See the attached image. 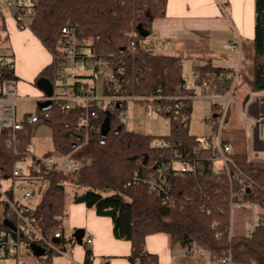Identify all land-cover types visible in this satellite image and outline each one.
<instances>
[{
    "label": "trees",
    "instance_id": "trees-1",
    "mask_svg": "<svg viewBox=\"0 0 264 264\" xmlns=\"http://www.w3.org/2000/svg\"><path fill=\"white\" fill-rule=\"evenodd\" d=\"M32 3L35 13L29 28L53 55L52 62L39 73L36 85L40 77L54 80L62 30L68 24H77V33L86 41L84 45L89 51L97 59H107L113 65L116 79L110 84L116 90L126 94H151L155 88H161L163 94L179 93L184 81L182 60L173 55L149 52L141 44L145 37L138 29L141 24L150 35L153 20L166 13L167 0H32ZM27 9L29 7L22 11ZM13 14L18 22V13L13 11ZM133 33L137 41L135 51L129 48ZM254 44L255 75L244 82L252 91H264V0H256ZM119 69H122L120 73ZM198 71L197 85L207 81L216 94H227L232 86L234 92L237 89L239 75L235 80L234 70L215 67L211 61H205ZM194 90L191 87L187 93L193 94ZM162 103L171 108L169 112H160L170 120L169 134L152 135L128 129L117 116L119 110L116 108L110 113L109 131L103 142V129L106 128L103 125L109 111L100 110L99 128L90 133L79 151L89 158V163L78 174L69 175L53 169L35 171L27 178L41 194L34 211L41 219L42 231L48 237L60 231L63 245L76 243L74 237L65 238L63 227L66 190L71 184L77 188L75 202L94 208L98 215L112 218L114 236L131 242L127 258L132 264H159V256L146 248V237L159 232L168 235L171 246L198 244L213 262L230 255L236 263L264 264V224L258 225L252 233L233 234L230 206L231 200L236 199L234 193L244 192L264 215V161H253L244 153L233 154L237 167L254 180L251 185L244 177L238 178L233 168L230 176L213 174L211 161L206 163L201 176L169 174L180 201L174 205L164 203L151 189L146 179L158 170L161 155L165 153L161 142L181 143V151H188L191 156L210 152L206 148L197 152L201 139L189 131L193 100H185L181 107L175 101ZM42 111L38 105L36 112L41 114ZM183 114L188 116L187 122H183ZM80 116L78 110L57 109L39 122L48 123L52 128L55 150L47 153L66 154L82 142L75 131ZM35 126L20 134L21 149L29 144ZM22 158L14 153L4 136L0 137V160L7 173L12 174L15 164ZM136 172L138 177L134 179ZM53 255L45 254L48 262ZM92 259L93 253L87 249L84 264H91ZM104 264L110 263L104 260Z\"/></svg>",
    "mask_w": 264,
    "mask_h": 264
},
{
    "label": "built area",
    "instance_id": "built-area-1",
    "mask_svg": "<svg viewBox=\"0 0 264 264\" xmlns=\"http://www.w3.org/2000/svg\"><path fill=\"white\" fill-rule=\"evenodd\" d=\"M7 4L12 11L18 13V27L21 29L30 27L32 16L35 13L32 0H7ZM28 7L26 12L22 11ZM77 31V24H68L62 30L54 80L51 81L53 93L51 95L43 93L34 98L37 103L49 102L50 104L48 108H43L41 114L33 112L19 117L17 103L20 96L15 75V61L9 55L0 54V137H5L6 143L13 148L14 153L23 157L21 160L28 161L25 167H21L19 166L21 160H19L11 174V172L5 171L0 160V204L3 206V214L0 218V224H2L0 227V264H26V257L33 254L32 244L39 245L45 250L44 254L36 256L40 264H47L46 253L55 255L65 252V245L61 244V232H56L53 237L46 236L40 227L41 219L34 211L35 206H30L27 203L33 198L35 189L37 190L35 185L27 181V178L31 177L35 171L53 169L62 170L69 175L78 174L89 163V158L81 155L79 149L88 141L90 133L99 128L100 110L111 113L117 108L119 110L117 116L126 120L131 117L128 108L129 102H140L147 114L169 112L170 105H165L162 101H175L181 107L187 99L206 98L213 106L217 107L214 114L207 115L206 120L210 122L218 137V145L214 146L211 143V138L205 137L201 139V147L196 149L197 152L204 148L210 149L209 154L191 156L188 151H181V143L169 141L160 143L165 153L161 155L158 170L151 172L146 180L164 203L174 205L180 202L179 196L174 193L172 182L168 178L169 174L175 173L182 177L201 176L204 174L206 163L210 161L213 162V174L218 176L228 174L230 176L231 168H233L238 178L242 176L249 180L250 185L254 183L251 176L237 167L233 158L232 146L221 139V131L227 119L229 107L236 104L233 97V86L227 94H216L207 81L197 85L196 82L200 79V73L197 71L191 75L183 76L184 81L179 86V93L176 95L163 94L161 88H155L151 94H126L122 90L120 92L110 84L112 80L116 79L113 65L107 59H97L84 45L86 41L78 35ZM134 35L135 33L132 34V37ZM155 37L157 36L155 35ZM227 45L234 46L232 42ZM129 48L131 51H135L137 48L135 39L130 40ZM79 68L85 71H76ZM121 71L122 69H119V73ZM237 77L238 73L235 72V80ZM197 86H201L200 92L195 89L193 94L187 93L191 87L196 88ZM57 109L80 112L81 116L75 131L80 135L82 142L78 146L75 144L74 149L66 154L54 152L37 156L32 153L30 144L21 149L20 134L49 118ZM181 118L183 122L188 120L186 114H183ZM254 124L259 127L258 139L264 141L263 120L259 119ZM257 161L259 160L257 159ZM217 162H221V166L217 167ZM134 176V179H137L138 172ZM17 179L24 183L17 184L15 182ZM34 180L38 182V179ZM234 195L236 199L231 200V208L236 204H254L244 192L237 191ZM261 223L264 224V215L254 213L249 232H254ZM92 241L91 237L83 240L87 249H90ZM178 247L175 250L176 253L194 256L200 246L191 243ZM216 262L219 264H244L233 262L230 255Z\"/></svg>",
    "mask_w": 264,
    "mask_h": 264
},
{
    "label": "crops",
    "instance_id": "crops-1",
    "mask_svg": "<svg viewBox=\"0 0 264 264\" xmlns=\"http://www.w3.org/2000/svg\"><path fill=\"white\" fill-rule=\"evenodd\" d=\"M255 26L256 0H226L225 3L221 0H167L166 13L153 20L151 41L144 47L154 54L180 58L184 75L197 72L205 61L237 72L239 80L235 92L237 90L239 99H235V105L240 119L247 122L246 131L252 139L254 153L250 157L226 142L232 146L233 154L244 153L253 161H264V141L256 137L254 124L264 118V91H252L244 82L255 75ZM5 27L11 44L9 56L15 61L20 100L35 101L34 98L44 93L36 85V79L41 70L52 62L53 55L29 27L21 29L12 19L5 20ZM229 42L234 46H228ZM195 89L198 92L202 90L201 86ZM26 113L29 112L21 116ZM69 214V224L83 228L85 234L93 239L91 264H104V260L110 264H132L127 258L131 242L114 236L112 218L98 215L94 208L80 202L71 204ZM78 244L70 242L67 245L71 256L66 252L55 254L47 264H84L87 247L84 243L82 246ZM178 246H171L168 235L163 232L146 237V248L159 256V264H219L211 261L209 253L201 247L194 256H186L175 252ZM35 263L40 264L39 259Z\"/></svg>",
    "mask_w": 264,
    "mask_h": 264
},
{
    "label": "rangeland",
    "instance_id": "rangeland-1",
    "mask_svg": "<svg viewBox=\"0 0 264 264\" xmlns=\"http://www.w3.org/2000/svg\"><path fill=\"white\" fill-rule=\"evenodd\" d=\"M222 2L225 3L224 1ZM6 19H12L17 22L12 9L7 4V0H0V54L9 55L11 54V44L8 37V29L5 27ZM142 41L145 43H143V46H146L147 43L151 41V36L148 35L147 37L143 38ZM76 71L84 72L85 70L79 68ZM233 97L235 99H239L237 90L234 93ZM17 106L19 117L24 112L31 113L37 108L35 101H31L28 99H21L20 101H18ZM128 108L130 110L131 117L129 119L123 120L126 128L152 135H166L170 133L171 125L168 118L157 113L147 114L145 112V109L141 106L140 102H129ZM214 108L216 107H214L212 103L206 98L194 99L193 111L191 112L189 120V131L191 134L199 136L200 139L210 137L211 143L214 146H217L218 137L214 132L210 122L206 120L207 115L214 114ZM262 119L264 122V118ZM246 128L247 122L240 119L237 106L235 104L230 105L227 119L221 131V139L223 141L232 143L236 151H244L251 157L254 153V146L251 137L247 134L248 131H246ZM256 134V137L259 138L258 125H256ZM29 144L31 146L32 153L37 156H42L49 151L55 150L51 126L48 123H38L31 131ZM27 162V160H21L19 162V166L25 167ZM216 166H221V162H217ZM15 182L19 185L24 183V181L19 179H17ZM76 189L77 188L75 186L69 184L66 190L67 209L65 217L63 218V227L64 236L69 240L71 239V237H73V233L75 232V230L79 228H74L69 224V208L71 204L75 203L74 194ZM40 195V192L35 189L33 198L28 200L27 203L30 206H35L41 197ZM253 205L251 203H247L236 204L233 206L231 214V231L233 234L242 235L249 232V229L251 228L253 222V214H259L261 211L258 205ZM2 214L3 206L0 204V218L2 217ZM87 237V234H85L84 240ZM79 246L82 245L80 244ZM65 252L67 255L71 256L70 248H68L67 245L65 246ZM28 257H30L29 259L26 258L28 264H36L35 262L38 258L34 254H30ZM102 259L104 260V258Z\"/></svg>",
    "mask_w": 264,
    "mask_h": 264
},
{
    "label": "water",
    "instance_id": "water-1",
    "mask_svg": "<svg viewBox=\"0 0 264 264\" xmlns=\"http://www.w3.org/2000/svg\"><path fill=\"white\" fill-rule=\"evenodd\" d=\"M138 29H139L140 34H141L142 37L148 36L149 32L147 30H143L141 24L138 26ZM37 86L42 91H44V93L47 94V95H51L53 93V85H52V82L47 77H40L37 80ZM39 105L42 108L45 109V108H48L50 104H49V102H39ZM110 116H111V114L109 112L107 114L105 123L103 125V128L106 125V128L103 129V142L105 141V138H106V136L108 134V131H109ZM79 139H80V137H79ZM84 236H85V230L83 228H78L73 233V237L75 238L76 242L79 243V244H83V238H84ZM32 249H33V254L35 256H40V255L44 254V251H45L43 247H41L39 245H36V244H32Z\"/></svg>",
    "mask_w": 264,
    "mask_h": 264
},
{
    "label": "bare ground",
    "instance_id": "bare-ground-1",
    "mask_svg": "<svg viewBox=\"0 0 264 264\" xmlns=\"http://www.w3.org/2000/svg\"><path fill=\"white\" fill-rule=\"evenodd\" d=\"M133 38V37H132ZM190 100V99H189ZM102 122V121H101Z\"/></svg>",
    "mask_w": 264,
    "mask_h": 264
}]
</instances>
